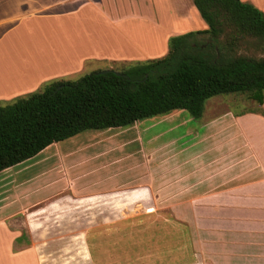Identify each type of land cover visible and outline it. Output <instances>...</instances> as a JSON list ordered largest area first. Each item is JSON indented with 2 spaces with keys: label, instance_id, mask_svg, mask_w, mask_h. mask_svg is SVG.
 Listing matches in <instances>:
<instances>
[{
  "label": "crops",
  "instance_id": "1",
  "mask_svg": "<svg viewBox=\"0 0 264 264\" xmlns=\"http://www.w3.org/2000/svg\"><path fill=\"white\" fill-rule=\"evenodd\" d=\"M241 1L264 12V0ZM205 28L192 0H0V101L108 62L161 57L168 37ZM15 34L26 49L3 48ZM259 107L264 113V100ZM196 120L185 141L155 159L165 178L84 181L69 160L86 150L81 139L69 145L75 153L55 149L39 171L9 179L0 189V264H264V114L203 110ZM143 189L181 200L170 210L184 217L165 222L171 234L180 232L183 257L160 258L181 248L167 243L160 255L156 234L143 229L131 239L132 257L122 249V258H105V246L93 255L90 232L117 228L96 216L120 213L102 206L122 195L141 200ZM88 202L101 208L81 206Z\"/></svg>",
  "mask_w": 264,
  "mask_h": 264
},
{
  "label": "trees",
  "instance_id": "2",
  "mask_svg": "<svg viewBox=\"0 0 264 264\" xmlns=\"http://www.w3.org/2000/svg\"><path fill=\"white\" fill-rule=\"evenodd\" d=\"M192 3L206 28L168 37L163 56L49 80L0 104V172L84 130L126 127L173 110L196 120L214 95L245 93L261 105L264 12L241 0Z\"/></svg>",
  "mask_w": 264,
  "mask_h": 264
},
{
  "label": "rangeland",
  "instance_id": "3",
  "mask_svg": "<svg viewBox=\"0 0 264 264\" xmlns=\"http://www.w3.org/2000/svg\"><path fill=\"white\" fill-rule=\"evenodd\" d=\"M12 47L26 49L28 44L23 41V38L19 36V34H15L12 41L7 42L3 48ZM123 64L124 62H108L103 66H96L97 68L94 70L120 68ZM87 72L90 71L85 70L82 74ZM82 74L67 79L73 80ZM4 102L6 101H0V104ZM258 109H260L259 105L254 100L248 98L245 93L214 95L205 100L203 108V110L207 112ZM173 111L180 112L181 114H172L170 115L171 117H166L172 112L171 111L164 115L142 119L126 127L84 130L77 133L75 135L76 137L73 139L66 138L54 142L50 144V147L48 149L46 148L45 151L42 149V151L38 152L36 155L2 170L0 172V189L7 187L6 183L11 178L18 181L36 171H39L42 166L53 160L52 157H54L55 153H75L73 149H69V145L70 143H73L72 141L75 140L78 142V140L81 139L82 146L86 148V150L81 154L78 153L73 157L71 156L69 160L75 162V171L80 174L79 176H81L84 181L98 182V179H100L103 183L110 182V184H113L120 181H122V183L126 181L146 182L151 180L150 177L155 178L154 175H156V178L158 179H161L160 177H168L170 174H166V171H161V168L163 167L156 166L155 159L158 155L166 153L165 151L173 149L179 146V143L185 141L189 135V129L191 126L195 123L197 124L199 121L189 117L187 112L183 110ZM203 116L205 117V115ZM184 117L185 120H182ZM187 121H189V123ZM148 123L152 124L147 127L145 133H140L143 124L146 125ZM168 127L171 129H167ZM137 131L139 133H137ZM89 138H94V140L85 141ZM164 142H168V144ZM162 143L164 144L161 149L152 151L154 147L158 144L161 145ZM55 149H58V152H55ZM154 152L155 154H153ZM98 155L101 156L96 158ZM43 156L46 158L44 161L42 159ZM160 162L162 161H159V164L161 165ZM166 165H168V163ZM169 170L173 173L172 169ZM144 192L145 196L141 200L122 195V201L117 198H111L109 199V203L107 202L102 206L105 207L108 205L110 211H117L120 213L96 216L100 219V222L111 224L109 227L105 226V228H117L103 231L104 229L102 230L101 228L103 227L101 226V228L96 229V231L90 232L88 243L93 255L99 251V247L105 246V249L107 250L101 249L105 258H122V249L126 250L127 257H132L137 250V248L134 247V244L130 243L132 241L131 239H134L138 233L135 229H143L142 232L145 236L150 232H153V235L156 234L160 255L161 249L166 248L167 243L170 247L177 248L178 246L181 248L184 242L180 232L177 233L175 230L171 234V222L169 224L165 222V219H181L184 217L183 214H178V216L174 215L170 210L174 202H180L181 200H167L163 197H157L156 194H166L162 191L156 194L151 193L149 190H145ZM126 193L130 194L129 192ZM96 202H88L81 206L99 208L100 206L97 207V205L100 203ZM119 206L120 209H117ZM168 229L169 232L167 234ZM182 251L181 248L178 252L175 251L174 254H170L172 256L164 254L165 257L160 258H182Z\"/></svg>",
  "mask_w": 264,
  "mask_h": 264
},
{
  "label": "water",
  "instance_id": "4",
  "mask_svg": "<svg viewBox=\"0 0 264 264\" xmlns=\"http://www.w3.org/2000/svg\"><path fill=\"white\" fill-rule=\"evenodd\" d=\"M109 69H103V70H100V72H106L108 71ZM116 74H119L118 72H115ZM120 75H124V74H120Z\"/></svg>",
  "mask_w": 264,
  "mask_h": 264
}]
</instances>
